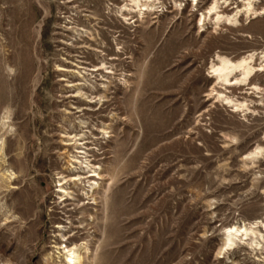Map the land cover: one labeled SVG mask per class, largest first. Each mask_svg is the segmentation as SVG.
<instances>
[{
	"label": "rangeland",
	"instance_id": "374dc122",
	"mask_svg": "<svg viewBox=\"0 0 264 264\" xmlns=\"http://www.w3.org/2000/svg\"><path fill=\"white\" fill-rule=\"evenodd\" d=\"M212 1L0 0V264H65L57 242H87L83 264H264V0H248L258 15L218 0L229 21L198 22ZM86 37L107 82L66 52ZM247 56L245 81L213 76ZM71 131L95 134L113 180L96 221L90 182L71 220L59 198L60 170L95 168L79 141L63 153Z\"/></svg>",
	"mask_w": 264,
	"mask_h": 264
},
{
	"label": "bare ground",
	"instance_id": "6f19581e",
	"mask_svg": "<svg viewBox=\"0 0 264 264\" xmlns=\"http://www.w3.org/2000/svg\"><path fill=\"white\" fill-rule=\"evenodd\" d=\"M239 2H242L241 6H242V8H244V11L246 13L251 12V13H254V15H258L259 14L258 13L259 11L255 10L253 8L252 3H250L248 0H245V1L242 0V1H239ZM139 10L141 11V9H139ZM209 18L214 19L217 23L219 21H221V20L229 21L228 16H224V13L222 12V7H221V5H220L218 0H213L208 7H206L202 12H200V18H199L198 22H204L205 20H207ZM78 41H80V42L73 43L72 44L73 47L69 51H66L67 54L75 53L77 55L76 57L78 59H80L78 61H79V64L81 65L79 69H82V70L86 71L90 75L95 73V72H98V77H101L102 81H106L108 76L109 75H113V73H112V65H111V63L106 61V59L104 58L105 50L103 49V46H101L100 44L93 43L92 39L89 38V37H86L85 41L84 40H80V39ZM76 44H80V46L76 47L75 46ZM84 49H87L89 51L97 53L99 55L98 59L100 60V62L97 65H91L90 66L89 64L91 62H89V57L87 55H84L85 54ZM247 59H248V56L245 57V58H241L240 60H238L236 62H231V61H228L227 59L219 58L218 65H216V67L213 69V72L215 73L213 76H216L217 79H220L224 83H226L225 84L226 86H232V85L237 84V82H243V81H245L247 79V76L252 72V70L259 69L258 67H260V66H257V67L255 66L256 68H254L253 65H251V63L247 61ZM66 71H68V70H66ZM235 71H239L240 72V75H241L240 78H236V77L235 78H230L231 74L233 72H235ZM124 81L128 82V80H124ZM249 89H251V88H249ZM236 107H237V105H236ZM85 110H86V108H83L80 112H83ZM85 114L86 113H84L83 115L81 114V115L85 116ZM97 129H99V127H97ZM79 135L80 134H75L73 131H71V132H63V135L61 136V139H64V140H61L62 141V146L64 147L62 149V150H64L63 153L69 154L68 150H69L70 147H72L71 146L72 145V141H79V142H77V144H75V147H74L76 149L75 153L76 154H83L85 161L87 160L88 164L91 163L93 166H95V168L92 171V173L90 175L86 176V177H84V173H81L80 171L69 172L68 170L67 171L66 170H60L56 174L58 176L57 182L59 183V185H58V187H59V198L61 199V203L64 205V208L65 207H70V208L72 207V209L70 211H68V214L70 215L69 217H70V220H71L73 211L76 210L78 208L79 203L82 202V200L76 194V191H77L76 189L82 183L90 182V184L88 185V190H86V189L85 190H86V196H88L89 199L91 200V203L89 204V205H91V207L88 206L90 208H86L84 214L88 217V220L96 221L98 219V216H99L98 207H99L100 203H102L104 201V199L106 198L107 192L109 191L111 183H112L113 180L110 178L111 174L109 175L107 168L104 167V165H107V162H104L101 159H98V156H96L93 153L92 148L89 147L92 144H91L90 140H88V139H93L95 134L90 132L89 136L91 138H81V139L78 138ZM94 140H95V138H94ZM69 157H70V160H68V162H67L68 164H70L69 168H72V165H74V164L76 165L78 163L79 164L82 163L80 161V157H77V156H69ZM94 161H99V163L98 162H97L98 164L92 163ZM82 168H84V167H82ZM103 210H104V208H103ZM81 212H83V211H81ZM103 213H105V211ZM67 219H68V217H67ZM71 224L72 225L73 224H78L77 225V229H78V228H81L80 226L83 223L82 222H79V223L78 222H71ZM83 226H84V224H83ZM59 228H60V223H57L56 229H59ZM55 232L57 233L58 230H56ZM227 232L230 235L233 234V233H239V232H241V228L230 227V228L227 229ZM243 232H245V229H243ZM61 236L64 237L65 235L61 234ZM68 240L70 241L69 238L67 239V241ZM86 243H85V246L83 245L84 246L83 249H84L85 253H81L80 250L76 251L75 248L77 247V245H73V246H71V248L68 247L67 245H65L62 248L63 242L54 243L55 246H52V247H55V249H57V250L67 249V253L73 255V256H66L68 261L65 262V264L66 263L83 264V261L86 259V252L88 250H90L89 247H88V244H86ZM95 243L97 244V242H95Z\"/></svg>",
	"mask_w": 264,
	"mask_h": 264
}]
</instances>
